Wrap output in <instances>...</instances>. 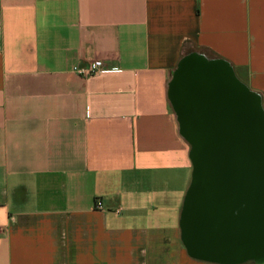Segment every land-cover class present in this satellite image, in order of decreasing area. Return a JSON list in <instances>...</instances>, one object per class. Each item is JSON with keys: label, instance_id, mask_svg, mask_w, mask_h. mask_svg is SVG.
Masks as SVG:
<instances>
[{"label": "crops", "instance_id": "1", "mask_svg": "<svg viewBox=\"0 0 264 264\" xmlns=\"http://www.w3.org/2000/svg\"><path fill=\"white\" fill-rule=\"evenodd\" d=\"M192 54L264 108V0H0V264H215L179 225L193 167L169 82Z\"/></svg>", "mask_w": 264, "mask_h": 264}, {"label": "water", "instance_id": "2", "mask_svg": "<svg viewBox=\"0 0 264 264\" xmlns=\"http://www.w3.org/2000/svg\"><path fill=\"white\" fill-rule=\"evenodd\" d=\"M169 94L190 143L192 177L180 214L188 255L264 264V108L223 60L185 56Z\"/></svg>", "mask_w": 264, "mask_h": 264}, {"label": "built area", "instance_id": "3", "mask_svg": "<svg viewBox=\"0 0 264 264\" xmlns=\"http://www.w3.org/2000/svg\"><path fill=\"white\" fill-rule=\"evenodd\" d=\"M107 70L105 62L100 58H95L88 61L85 65L74 64L71 66V71L80 76L91 78L97 74L103 73ZM98 207L102 206L101 201L96 203Z\"/></svg>", "mask_w": 264, "mask_h": 264}, {"label": "rangeland", "instance_id": "4", "mask_svg": "<svg viewBox=\"0 0 264 264\" xmlns=\"http://www.w3.org/2000/svg\"><path fill=\"white\" fill-rule=\"evenodd\" d=\"M256 264L255 262H253V261H247V262H245V264Z\"/></svg>", "mask_w": 264, "mask_h": 264}]
</instances>
